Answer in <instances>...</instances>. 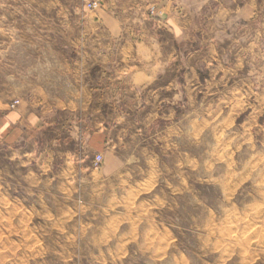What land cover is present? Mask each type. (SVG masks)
I'll return each instance as SVG.
<instances>
[{"label":"rangeland","instance_id":"1","mask_svg":"<svg viewBox=\"0 0 264 264\" xmlns=\"http://www.w3.org/2000/svg\"><path fill=\"white\" fill-rule=\"evenodd\" d=\"M127 1L0 0V119L22 100L40 117L0 136V264H264L260 82L205 71L156 123L161 92L135 91L118 51L94 70L96 38L124 41L105 12ZM95 78L101 96L79 97ZM78 104L85 116L65 108ZM100 118L103 150L88 128Z\"/></svg>","mask_w":264,"mask_h":264},{"label":"crops","instance_id":"2","mask_svg":"<svg viewBox=\"0 0 264 264\" xmlns=\"http://www.w3.org/2000/svg\"><path fill=\"white\" fill-rule=\"evenodd\" d=\"M149 8L158 13L149 14ZM105 16L112 41L114 33H118L117 37L122 35L124 41L103 45L96 38L90 45L95 50V73L104 62L116 60L107 55L108 59L103 58V50L118 51L120 64L133 67L127 73L131 75L130 84L135 91L161 92L160 102L166 111H161L162 117L156 123L168 122L163 116L169 112L168 108L181 103L177 97L184 85L190 82L192 87L199 88L205 82L201 79L205 71L217 73L219 77L228 75L232 81L245 79L246 85L260 82L256 95L264 98V0H128L123 11L112 9ZM232 81L223 86L224 90L231 96L243 95V88ZM95 88L89 93L78 91L77 94L100 97L96 78ZM65 108L76 114L84 113L83 116L87 113L86 106L80 104ZM139 112L134 114L136 119ZM39 123L38 103L22 100L15 110L0 119V136L18 141L20 130L31 134ZM109 126L104 128L100 118L88 127L93 129L90 143L95 149L103 150L110 143L106 131Z\"/></svg>","mask_w":264,"mask_h":264},{"label":"built area","instance_id":"3","mask_svg":"<svg viewBox=\"0 0 264 264\" xmlns=\"http://www.w3.org/2000/svg\"><path fill=\"white\" fill-rule=\"evenodd\" d=\"M97 5H98V2H97V1H94L93 3L90 4L91 7H95V6H97ZM101 158H102V155H101V154H98L96 160H97V161H100Z\"/></svg>","mask_w":264,"mask_h":264}]
</instances>
